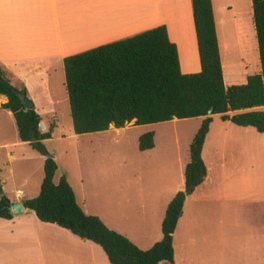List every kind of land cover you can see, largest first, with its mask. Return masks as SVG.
<instances>
[{
	"label": "crops",
	"instance_id": "0c3cea01",
	"mask_svg": "<svg viewBox=\"0 0 264 264\" xmlns=\"http://www.w3.org/2000/svg\"><path fill=\"white\" fill-rule=\"evenodd\" d=\"M210 6L222 81L225 68L242 66L244 70L249 61H255L259 72L251 1L210 0ZM158 25L165 26L168 40L175 45L179 71L183 74L199 71L190 0H0V67L11 85L25 89L26 98L37 113L34 102L39 97L38 90L43 87L41 94L46 96L44 87L54 71L63 73L64 57ZM232 53L236 54L235 64L230 63ZM239 74L234 80L237 84L250 75L248 71ZM5 101V96L0 95L3 166L27 157L18 147L28 145L18 140L11 113L1 107ZM253 109L263 111L264 105ZM50 123L55 128L53 119ZM133 125L131 121L123 127L109 125L106 130L82 134L70 130L64 137L77 139ZM234 126L236 129L232 130L242 133L231 139L232 150L228 154L225 142L230 129L218 127L213 133L210 126L207 129L200 152L205 175L183 200L171 234L173 264H222V257H255L258 264L264 257L259 245L264 238L263 217L250 207H261L264 199L232 196L229 188V181L239 173L236 165L234 171L231 158L239 156L243 160L239 153H243L242 146L247 143L261 150L264 131ZM40 128L45 129L41 120ZM250 128L254 131H247ZM152 140L151 148L137 150L152 155L145 164L154 167L155 172L161 171L159 183L139 188L138 204L129 221L134 223V231L125 226L117 230L139 249H147L159 240L164 209L173 194L183 188L182 170L188 161V158L177 160L178 178H173V161L164 152L155 151L154 134ZM29 154L28 158L42 166L43 156ZM135 172L131 177L139 179ZM3 183L0 178L1 193L9 202L21 205L24 198L20 190L10 199L2 191ZM21 207L16 213L9 210L10 219L0 218V264H110L97 244L55 224L39 221L32 211ZM240 209L243 214L239 218ZM105 226L113 229L106 223Z\"/></svg>",
	"mask_w": 264,
	"mask_h": 264
},
{
	"label": "trees",
	"instance_id": "16d2710c",
	"mask_svg": "<svg viewBox=\"0 0 264 264\" xmlns=\"http://www.w3.org/2000/svg\"><path fill=\"white\" fill-rule=\"evenodd\" d=\"M259 72L247 75L240 84L224 85L214 31L210 0H190L199 71H179L175 45L167 38L164 25L104 43L62 59L64 89L71 130L74 134L201 117L188 143V161L183 166V188L167 202L160 222V238L147 249H139L126 237L109 229L95 215L84 213L63 175L54 183L56 163L43 145L54 124L38 128L36 111L23 109L17 92L23 87L9 82L0 67V95L3 109L11 113L17 138L43 156L42 179L35 196L21 201L42 222L55 224L80 239L97 244L110 264H173L171 234L185 196L205 175L201 146L211 115L221 121L264 131V0H250ZM209 112V114H207ZM230 112V113H229ZM153 133L137 138L139 151L153 146ZM9 200L1 193L0 218L10 219Z\"/></svg>",
	"mask_w": 264,
	"mask_h": 264
},
{
	"label": "rangeland",
	"instance_id": "374dc122",
	"mask_svg": "<svg viewBox=\"0 0 264 264\" xmlns=\"http://www.w3.org/2000/svg\"><path fill=\"white\" fill-rule=\"evenodd\" d=\"M235 57L234 53L229 56L230 63H236ZM248 63L244 70L242 66L238 69L225 68L223 82L237 84L234 80L238 78L239 73L244 71H248L249 74L257 73L255 61ZM42 88L38 90L39 97L35 99L34 104L45 129L52 119L55 121L54 134L43 141L45 150L52 154L56 163L52 181L55 183L63 175L73 192L76 204L84 213L97 216L116 232L124 226L134 231V223L129 221L134 215L133 208L138 204L139 188L142 185L146 188L157 185L161 175V171L155 172L154 167H146L145 163L152 158V155L138 152L136 146L138 136L146 131L153 132L156 138L155 151L159 154L164 152L168 155V159L173 161L172 177L176 179L178 178L177 160L188 158L187 146L201 118L133 125L116 132L95 133L71 139L64 137L71 130V121L63 73L59 70L54 71L49 84L44 87L46 96L41 94ZM40 120L38 128L44 131L45 129L40 128ZM9 126L7 125L8 128ZM209 126L212 133L218 131L216 130L218 127L230 129L225 142V153L228 154L232 150L231 139L234 136H241L240 131L232 130L236 129L235 126L230 122H221L217 115L211 117ZM247 131L254 130L250 128ZM18 148L27 157L6 166L1 164L3 150H0V178L4 180L2 191L13 199L16 190L19 189L22 198L27 199L38 192L42 179V166L28 158L29 153L37 155L28 145ZM18 148L14 147L16 152ZM262 149V151L255 150V146L251 148L247 143L242 146L243 153H239L243 160L239 156L231 158L234 171V165H236L239 172L229 181L232 196L264 199V147ZM134 172L140 175L139 179L131 177ZM250 207L252 211L262 214L264 222V204L261 207L258 206L259 208ZM237 214L240 218L243 209H240ZM248 239L247 237L246 241ZM259 243L264 256V238ZM261 259L258 264H264V257ZM222 264L257 263L255 257H222Z\"/></svg>",
	"mask_w": 264,
	"mask_h": 264
},
{
	"label": "water",
	"instance_id": "95a60500",
	"mask_svg": "<svg viewBox=\"0 0 264 264\" xmlns=\"http://www.w3.org/2000/svg\"><path fill=\"white\" fill-rule=\"evenodd\" d=\"M17 96L19 97V100L23 106V109L33 108L31 101L29 99H27L24 94L17 92ZM207 114H209V112H207ZM8 209L12 213H16L17 211L21 210L22 207H21L20 203L15 201V202H9Z\"/></svg>",
	"mask_w": 264,
	"mask_h": 264
}]
</instances>
